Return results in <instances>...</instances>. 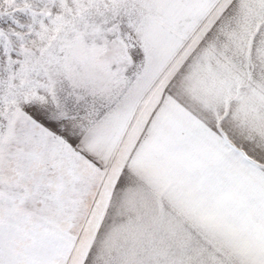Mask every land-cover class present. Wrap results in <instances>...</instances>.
<instances>
[{
  "label": "snow or ice",
  "instance_id": "obj_1",
  "mask_svg": "<svg viewBox=\"0 0 264 264\" xmlns=\"http://www.w3.org/2000/svg\"><path fill=\"white\" fill-rule=\"evenodd\" d=\"M170 7L172 0H0V264H95L107 186L96 190L89 150L94 72L106 65L114 79L128 56H146L142 22ZM130 35L142 38L144 52L127 47ZM221 128L224 136L193 145L181 195L223 228L245 193L264 216V135L248 138L226 121ZM61 235L72 238L71 252L52 243ZM208 247V258L188 252L161 264H239ZM247 264H264V245Z\"/></svg>",
  "mask_w": 264,
  "mask_h": 264
},
{
  "label": "rangeland",
  "instance_id": "obj_2",
  "mask_svg": "<svg viewBox=\"0 0 264 264\" xmlns=\"http://www.w3.org/2000/svg\"><path fill=\"white\" fill-rule=\"evenodd\" d=\"M172 4L165 10H153L150 19L142 23L147 27L149 40L164 43L173 54L162 60H150V52L139 60L135 54L128 56L125 65H117L118 75L114 79L106 76V65L95 70L92 91L97 97L94 103L98 120L90 147H100L94 137H100V129L112 117L126 114L130 122L143 119L142 123L132 124L142 128L150 126L144 119L156 115L179 121L173 127H195L191 131L193 136L201 134L187 141L191 151L209 132L224 136L221 124L225 121L229 131L248 138L264 135V0H172ZM154 22L167 32L155 28ZM127 39V47L134 53L136 49L144 52V44H140L137 35ZM150 83L146 96L157 98L152 105L142 98V107L119 106L120 100L135 95L132 90L138 85L148 87ZM155 84L174 87L169 99L171 106H159L166 102L167 93L155 92ZM173 136L174 144L180 147L181 135ZM96 164L98 167L92 169L96 190L103 193L105 174L102 164L98 161ZM250 195L245 193L239 201L233 224L221 228L206 222L209 235L204 258L212 255L208 247L211 245L214 250L226 249L239 264H247L264 245V216L248 205ZM106 208L101 202V211ZM79 226L87 228L83 221ZM96 241L95 264H117L112 258L116 255L102 251ZM52 243L61 252L72 251L70 237L61 235L53 238Z\"/></svg>",
  "mask_w": 264,
  "mask_h": 264
},
{
  "label": "crops",
  "instance_id": "obj_3",
  "mask_svg": "<svg viewBox=\"0 0 264 264\" xmlns=\"http://www.w3.org/2000/svg\"><path fill=\"white\" fill-rule=\"evenodd\" d=\"M152 24L157 26L156 22ZM155 28L167 32L162 27ZM152 41L149 40L150 60H162L173 54L164 43ZM151 85H138L132 90L135 95L118 99L119 106L123 109L142 107V98H147L149 106L152 105L157 98L146 96ZM153 90L167 93L166 102L160 107L171 106L169 99L175 91L173 86L155 84ZM137 120L130 122L127 114L112 117L100 129V137H94L100 147L89 148L103 167V193L107 186L102 200L107 208L103 211L96 242L102 251L116 255L111 257L117 264H161L165 258L188 252L204 257L206 236L209 235L206 222L181 195L183 171L191 152L187 141L198 138L201 133L194 137L193 126L173 127L179 123L173 117L151 116L144 119V123L150 125L147 128L132 125L142 123L143 119ZM173 135H181L177 137L183 141L180 147L174 144ZM182 156L186 158H179Z\"/></svg>",
  "mask_w": 264,
  "mask_h": 264
}]
</instances>
